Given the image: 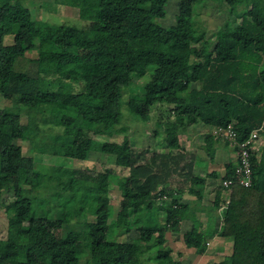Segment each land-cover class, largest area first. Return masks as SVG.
Here are the masks:
<instances>
[{
    "label": "trees",
    "instance_id": "16d2710c",
    "mask_svg": "<svg viewBox=\"0 0 264 264\" xmlns=\"http://www.w3.org/2000/svg\"><path fill=\"white\" fill-rule=\"evenodd\" d=\"M54 1L77 8L81 24L37 20L23 0H0L1 35L13 36L12 51L0 48V94L18 103L35 130L49 124L70 138L34 142L31 151L79 161L97 154L128 173L119 183L109 169L37 166L17 143L26 124L0 108V195L10 196L0 197L7 217L0 264H80L83 257L86 264H171L164 233L181 232L193 205L172 199L165 208L160 201L189 190L201 202L206 182L195 169L197 155L179 142L183 124L204 128L202 147L213 161L228 140L210 128L230 126L235 150L254 132L262 138L259 155L247 148L251 184H222L234 179L236 159L228 160L212 205L223 210L215 233L232 241L218 264H264V0H179L169 27L158 22L168 0ZM212 2L232 19L208 38L195 12ZM159 105L168 106L166 114ZM154 109L153 133L165 151L134 147L125 134L128 121L149 122ZM120 133L121 142L98 138ZM111 184L121 197L114 218ZM132 230L135 238L117 239ZM207 237L192 227L182 243L203 254Z\"/></svg>",
    "mask_w": 264,
    "mask_h": 264
},
{
    "label": "rangeland",
    "instance_id": "374dc122",
    "mask_svg": "<svg viewBox=\"0 0 264 264\" xmlns=\"http://www.w3.org/2000/svg\"><path fill=\"white\" fill-rule=\"evenodd\" d=\"M47 6L42 5L41 0H23V3L29 7L33 15L37 20L47 21L49 23L59 24L62 22H67L70 24H81L79 21L78 10L75 7L56 4L53 0ZM178 2L179 0H168L165 5V17L162 19H158V22L163 27H169L176 23L178 16ZM195 19L198 22V29L204 32L205 37H211L217 28H219L227 19H232V16H229L226 9L222 6L216 5L215 3H210V5L200 6L196 8ZM0 48L5 51L13 50V36L5 35L2 36L0 32ZM32 56V54H27ZM159 80H164L165 75L162 71H155ZM147 80L140 79L137 80V83L143 82ZM125 100L128 98L127 93L124 94ZM10 107L12 112L20 115V120L22 123L26 124V130L24 132V136L22 139L17 140V143L21 145L22 152L26 156H32L37 166L45 165V166H53V165H62V166H70L75 167L81 170H85L89 174H97L98 172H102L106 169L111 170L113 173H116L119 178V183H122L128 171L125 168H121L116 166L112 162H108L105 156H99L94 154L89 160L79 161L76 159H67L63 157H55L48 154H40L37 152L31 151L34 142H44V143H64L69 142L70 138L61 135V133L51 127L49 124H40V128L35 130L33 125L27 124V119L25 115V111L21 109L18 103L11 102L6 100L0 94V108ZM161 108V109H160ZM159 109L163 112V115L166 114L168 109L167 105H159ZM157 119L156 110L151 111V119L149 122H137V121H128L126 123L127 130L126 136L130 144L137 148L147 147L153 150H164L159 145V138L156 137L153 133L155 129V121ZM181 132L179 133V142L181 147L189 153H195L197 155L196 161V171L197 173L206 180L205 184L200 185L203 189V200L201 202L197 201V196L194 191L185 190L182 193H174L173 196H164L161 203L164 204L165 208L169 207V204L172 199H178L183 202H190L193 205V209L189 210L185 219L181 222V232L175 233L166 231L164 233V238L166 240L167 245L172 249L171 256L172 258H176L177 250H180V246L182 245V234L187 229L192 227H196L201 229L205 228L207 231L208 237L206 238V245L208 246L211 242L219 244L224 238H222L217 232V228L219 229L220 217L223 213L221 208L216 209L213 204V199L216 191V186L220 181V178L225 173V163L230 160L234 161L237 156V151L234 149V145L231 141L228 140V144L225 145L223 142H220L216 150L215 159L210 160L209 156L203 149L205 130L202 126L193 127L190 124H183L181 127ZM210 132L213 134V128H210ZM123 133L116 134L110 137L100 136L99 139L109 140V141H117L121 142ZM262 138H260L255 145H261ZM260 150L257 151V155H259ZM210 172H216L219 178H209L208 174ZM175 187V185H172ZM1 198L9 199V194L6 192L1 193ZM120 191L118 188V184H111L109 186L108 193V203H109V216L110 218H114L116 216L117 211L119 210V202H120ZM196 203L194 204V202ZM165 212L162 211L159 215L160 224H163ZM7 228V217L4 209H1L0 213V237L5 236ZM137 236V232L132 230L129 234L120 235L117 237L118 240H128L133 239ZM209 239V240H208ZM221 241H220V240ZM212 240V241H211ZM226 241V240H225ZM223 242V241H222ZM209 243V244H208ZM227 242H224L226 244ZM231 243V242H230ZM229 245V244H228ZM214 247L211 251H208L206 254H209L213 258L222 259V254L225 252H218ZM144 264H153V262L147 261L145 259ZM86 257L80 259V264H86ZM91 264H100L99 261L93 260Z\"/></svg>",
    "mask_w": 264,
    "mask_h": 264
},
{
    "label": "built area",
    "instance_id": "2783aa9c",
    "mask_svg": "<svg viewBox=\"0 0 264 264\" xmlns=\"http://www.w3.org/2000/svg\"><path fill=\"white\" fill-rule=\"evenodd\" d=\"M213 130V134H220L224 136L234 145V132L232 131L230 126L226 129L213 128ZM259 139L260 138L258 137V135L254 132L246 141L237 145V158L234 166V179H224L222 181V184L224 186H229L233 182H237L238 184L245 187L251 184L252 169L247 148H250L252 151L256 152L259 151L262 144L259 146L255 145V143H257Z\"/></svg>",
    "mask_w": 264,
    "mask_h": 264
},
{
    "label": "crops",
    "instance_id": "0c3cea01",
    "mask_svg": "<svg viewBox=\"0 0 264 264\" xmlns=\"http://www.w3.org/2000/svg\"><path fill=\"white\" fill-rule=\"evenodd\" d=\"M201 229L205 228L202 227ZM222 241L219 244L213 242H211L210 244L208 243L209 245L207 246V249L203 254H197L193 248L185 247L182 243V245L180 246V250H177L176 258H172L171 256V264H218L223 261L226 256L230 255L232 251V241L226 238H224ZM224 242L227 243L224 244ZM214 247H216L215 250L218 252H225V254H222V259H220V257L213 258L209 254H206L208 251H211Z\"/></svg>",
    "mask_w": 264,
    "mask_h": 264
}]
</instances>
